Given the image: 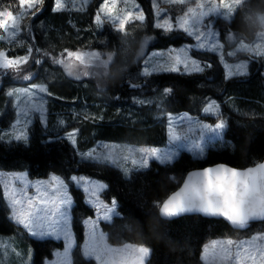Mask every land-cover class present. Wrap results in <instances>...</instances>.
I'll return each instance as SVG.
<instances>
[{"label":"trees","instance_id":"16d2710c","mask_svg":"<svg viewBox=\"0 0 264 264\" xmlns=\"http://www.w3.org/2000/svg\"><path fill=\"white\" fill-rule=\"evenodd\" d=\"M138 1L149 16L148 25L144 28L142 23L132 20L127 37H124L122 32L109 25L101 30L95 24L96 3L86 10L54 11V0H45L44 7L30 23L40 49L49 47L57 54L65 48H110L118 55L112 63L107 88L103 89L95 82L68 77L61 66L48 59L45 61L46 57L39 54L37 59L41 65L36 64L32 70L37 72L34 81L43 80L48 84L50 119L47 126L41 119L36 120L27 144L20 141L7 143L1 138V130L10 125L14 115L9 112L10 97L5 87H1L0 169H27L31 177L57 173L70 178L74 173H85L102 179L108 185L104 191L106 199L115 198L118 202L119 214L102 224L110 242H134L150 247L147 264H206L202 249L209 238L233 235L243 228L236 230L223 219L202 215L166 219L160 214V206L194 168L216 163L247 167L264 159V74L259 66L247 75L228 78L216 53L200 51L196 55L205 65L210 63L204 72H161L141 78L139 82L146 83L144 85L152 90L135 100L138 87L133 86V72L140 70L143 61V57L136 58L135 53L144 35L156 36L151 48L177 45L188 39L184 32L166 34L155 27L151 0ZM9 6L18 11V0H0V9ZM259 12H264V0H247L230 21L218 20L227 48L229 33L244 39L254 36ZM133 28L138 30L133 33ZM133 34L137 41L134 42L135 53L131 54L123 49L122 43L126 38L134 39ZM102 38L105 44L98 41ZM4 48L8 49L7 44L0 42V49ZM24 51L9 49L12 56ZM44 67L50 72H44ZM5 80L6 84L12 83L9 78ZM165 89L171 91L163 97ZM212 99L220 103L228 128L224 137L214 141L204 156L184 150L172 162L152 161L148 168L134 170L127 177L113 165L81 160L78 155V149H88L99 140L163 145L168 139L166 113L187 111L202 115ZM154 100H161V107H157ZM60 115L65 117L66 124L58 123ZM71 127L78 129L77 147L66 137V131ZM72 191L75 197L73 221L78 240L73 251V264H98L81 251L84 228L80 215L93 214L94 210L84 201L81 189L72 186ZM2 213L0 233L14 234L22 230L6 215L5 208L0 210ZM259 224L263 225L264 221L251 223ZM22 243L34 249L32 264H45V258L52 255V250L64 245L62 240H40L29 236Z\"/></svg>","mask_w":264,"mask_h":264},{"label":"rangeland","instance_id":"374dc122","mask_svg":"<svg viewBox=\"0 0 264 264\" xmlns=\"http://www.w3.org/2000/svg\"><path fill=\"white\" fill-rule=\"evenodd\" d=\"M101 0H71V3L68 0H64L65 8L69 10H86L92 4H99ZM197 2H203L207 5L208 0H184V3H174L173 0H151V8L153 15L154 26L157 27L158 23H163L164 20H169L172 24V28H160L164 33L170 34L175 31L184 32L188 39L184 40L182 43L177 45H169L166 47H153L151 44L156 40L154 34H146L141 39L140 46L138 47V52L135 53L134 42L137 41V37L134 35L132 38H126L123 41V49L127 50L128 53L137 54L136 58L143 57L142 65L140 70L133 72V86L138 87L136 89L137 95H135V100L142 95V93H147L152 89L141 84L139 80L141 78H147L150 75L145 76L143 70L145 66H149L150 71L152 69H157L152 71V74H158L161 72H175L168 71L166 69L171 67L173 58L179 54L181 59L187 57L188 59V69L185 70L184 65H177L181 70L178 72L193 74L204 72L210 63L205 65L202 59L199 58L196 54L200 51H208L216 53L219 57L224 69L226 77L231 78L234 76H243L251 72L252 69L261 66L262 73L264 74V56L255 55L252 52H248L242 49V44L249 45L251 47H256L257 45L264 46V33L259 32L257 29L254 36L250 39L239 38L233 33H229V46L226 47V43L221 37L220 24L218 23L219 19H224L220 15L213 14L210 18H204L209 20V26L207 30L204 29L203 25H200V31H206V35L202 38L201 41H197L194 35H191L189 31H185L180 28L178 21L184 17L187 9L189 7L196 8ZM133 3L135 7L133 6ZM45 0L43 4L37 5V8L40 10L44 7ZM55 7V0L54 6ZM5 8V7H3ZM2 8V9H3ZM137 8L143 12L145 19L143 21H137L142 23L145 28L148 25V14L146 13L144 7L138 0H118L117 3V15H122L124 12L132 11L133 14H137ZM0 9V10H2ZM97 9V7H96ZM13 10V9H11ZM39 10V11H40ZM19 11V10H18ZM14 11V14L18 13ZM33 12L36 11V8L32 9ZM198 11H200L198 9ZM207 11V7L203 9ZM38 14V13H37ZM36 14V15H37ZM264 12H259L256 16H260ZM35 15V16H36ZM235 15V14H234ZM28 13L22 21V30L17 37V41L23 42L24 45H34L35 48L40 49L36 45L34 40L33 30L30 23L35 18ZM234 17V16H233ZM232 17V18H233ZM256 17V18H257ZM231 18V19H232ZM230 19V20H231ZM191 23V17H189ZM227 20V21H230ZM256 22V20H255ZM130 23V22H129ZM126 25L125 31L122 32L124 37H127L128 26ZM109 25L115 29V25L105 23L103 27H100L101 30H105V26ZM138 28H133L132 32H136ZM0 35H4L2 30H0ZM215 37V38H214ZM105 39H99L101 43H104ZM17 41H12L10 39H4L3 41L7 44L8 49H0L7 53L10 58L16 56L27 55L26 51L23 54L16 53L15 55H10L9 49L20 51L24 48L20 47V44ZM209 41H213L216 44H219L220 47L215 51L210 50V47L200 48L198 43L208 44ZM105 44V43H104ZM72 51L81 50L85 52H98L101 53V60L107 58L111 55L112 60L107 64V66H100L99 62L93 60L87 66L80 65L78 62L73 68L72 73L69 74L67 69L53 62V57H59L61 52L57 54L52 53L49 50V47L41 48L40 52H33V58L25 65L21 66L19 72L13 69H3L0 70V88L5 87L6 93H9L14 89L23 90L24 88L30 87L32 84L42 85L46 88L45 92L38 93L39 96L43 97V111L41 112L38 109H31L26 106V98L22 95H9L10 97V106L9 112L13 115V118L10 122V125L5 129L1 130V138L7 143H13L15 141H20L25 144L29 143L30 139V130L36 120L39 118L45 126L49 123V109H48V95L49 88L46 81L39 80L34 81L35 75L37 72L32 70L36 67L37 63L33 61L39 57V54L42 53V57L48 59L54 65L61 66L65 74L73 79L78 80H88L89 82H95L99 86H103V89L107 88V80L112 74V63L117 57V51L110 48H85L80 47L79 49H69ZM44 53H49V55H44ZM195 61L196 64L202 69L200 71H195L192 68V61ZM246 64V72L243 74L237 73V65ZM41 65V63H39ZM41 68V66H38ZM38 68V69H40ZM229 71L233 72L232 76H229ZM44 72L49 73V69L44 67ZM87 72V75L84 73ZM6 73V74H5ZM151 74V75H152ZM30 76V79H24V77ZM49 76V75H48ZM9 78L12 80V83H5V79ZM141 81V80H140ZM144 85V86H143ZM163 97L165 93L162 92ZM167 96V94H166ZM142 99V98H140ZM163 99V98H162ZM134 100V101H135ZM145 103L147 98L144 99ZM156 101V100H154ZM33 103L37 101L33 99ZM157 107H161V100H157ZM215 102L218 105V111L213 113H206L203 111L202 115H194L189 112H168L167 115V129H168V139L163 145H152V144H138L131 143L127 141H106L99 140L94 146L85 149L79 150L78 155L81 160H87L97 163H108L119 168L127 177H130L132 172L137 169H146L149 167L152 161H158L160 163H167L174 161L182 151H188L195 156H204L210 147L217 139H222L225 135V132L228 128L226 119L222 115V108L220 103L210 100L209 103ZM142 103V102H141ZM208 103V104H209ZM207 104V105H208ZM207 105L205 107H207ZM23 110V111H22ZM59 124H66L65 117L63 115L58 116ZM223 120L226 123V127L219 131H212L209 127L214 128L216 123H219ZM75 131V142L69 139V133ZM77 127H71L66 131V137L69 141L77 147ZM175 135V139L173 138ZM18 136H24L26 138L17 139ZM155 148L159 153H172L173 158L167 162H161L155 157L145 156V153L141 150H148ZM91 154V155H89ZM109 157L106 159L105 157ZM142 158H147L148 163L144 165L141 161ZM18 174H23L24 179L18 181L15 177ZM52 176H58L64 181V187L61 189L63 193H66L71 200V204L67 205V232L70 234L71 247L69 248V238L63 234V225L64 221L60 216L57 217H48V219L42 222V227L37 228L36 231H43V235H32L28 232L23 225H18L13 216V206L11 204V195L10 193L14 190L16 193V199H22L24 195L34 196L37 194V191L40 193H47L49 197L56 196V188L53 184L50 183ZM72 177H76V180H72ZM82 178V179H81ZM72 186H75L82 190L84 194V201L87 205L93 208V214H82L81 222L84 228V240L81 243V251L85 257L93 258L97 261L98 264H138L135 259V255L132 253L133 248H138L140 246L151 248L139 243L134 242H124V243H112L108 239L107 232L103 229V222H110L113 218L119 214L118 202L115 198L106 199L104 196V191L107 188V182L93 177L85 173H74L70 178H66L63 175L52 173L47 177H31L27 169L20 170H3L0 169V210L5 208L7 210V216L15 222L22 230H18L14 234L0 233V264H32L34 257V249L29 245L26 246L22 241H27L28 236L36 239H55L62 240L64 245L61 248H54L52 250V255L45 258V264H73V251L78 244L77 233L74 227V212L73 208L75 205V197L72 191ZM24 189L21 192V189ZM94 193V194H93ZM115 201V215H111L110 219H105L104 215L107 209L112 207V202ZM23 205L15 206V210H19ZM4 211V210H3ZM43 215V213H40ZM4 214H0L3 216ZM94 225L95 232L97 234V243L99 244V251L92 256L86 255L88 245H89V230L90 227ZM254 237L258 239H253ZM227 240H232L233 245H224L228 249L227 256L221 250L220 245L218 244L215 249L209 248L207 253V258H205V247L210 246L213 241L224 242ZM247 241V243H244ZM67 249V251H66ZM149 254V256H150ZM97 256H100V259H97ZM149 256L144 260V264H147ZM264 256V224L261 225H251L248 224L243 227L242 231H239L233 235L228 236H217L209 238L203 245L202 249V258L206 264H259L260 257Z\"/></svg>","mask_w":264,"mask_h":264},{"label":"snow or ice","instance_id":"6c2138e0","mask_svg":"<svg viewBox=\"0 0 264 264\" xmlns=\"http://www.w3.org/2000/svg\"><path fill=\"white\" fill-rule=\"evenodd\" d=\"M44 0H18V13L14 14L11 10V6L5 7L0 10V30L4 35H0V41L4 39H10L17 41L22 30V21L24 17L31 13L34 17L39 8L37 5L43 4ZM71 3V0H68ZM174 3H184V0H173ZM196 2V0H194ZM117 3L118 0H101L94 13V22L96 25L103 27L107 22L115 25V30L124 32L126 25L132 20L143 21L145 16L142 11L137 8V14H133L132 11L124 12L122 15H117ZM247 3V0H208L207 5L203 2H197L196 8L189 7L184 17H182L177 23L180 28L185 31H189L191 35H194L199 42L207 34L206 31H200V25H203L207 30L209 26V20L204 18H210L211 15L216 14L222 16L225 20H230L239 8ZM133 6L135 7L134 3ZM207 7V11L203 9ZM36 8L33 12L32 9ZM65 8L64 0H55L54 11H61ZM198 9L200 11H198ZM191 17V23L189 20ZM157 27L171 29L172 24L169 20H164L163 23H158ZM215 38V37H214ZM242 39V38H241ZM20 47L24 48L27 55L16 56L10 58L7 53L0 50V70L13 69L17 72L21 70V66L29 62L33 58V52H40V49L35 48L34 45H24L23 42L17 41ZM200 48L210 47V50L215 51L220 47L219 44L209 41L206 45L204 43H198ZM242 49L248 52H252L255 55L264 56V46L257 45L251 47L249 45L242 44ZM49 55V53H44ZM93 60L99 62L100 66H107L112 60V56H107L106 59L101 60V53L98 52H85L81 50H69L65 48L63 52L59 54V57H53V62L64 66L69 74L72 73L73 68L78 62L80 65L87 66ZM34 63H41L39 59H35ZM192 68L195 71L202 70L196 62L193 60ZM183 64L185 70L188 69V59L185 57L181 59V56L177 54L171 63V67L166 69L168 71L178 72L181 69L177 65ZM237 73L243 74L246 72L247 65H237ZM149 66H145L143 74L145 76L151 75ZM6 74V73H5ZM88 73L85 72L84 75ZM229 76L233 75L232 71H229ZM24 79H30V76L24 77ZM46 88L42 85L32 84L30 87L23 90L14 89L9 95H22L26 98V106L31 109H38L43 111V97L38 93L45 92ZM170 89H165V94L170 93ZM33 99L37 102L33 103ZM23 111V110H22ZM206 113H213L218 111V105L215 102L209 103L204 108ZM212 131H219L226 127V123L221 120L216 123L214 128L207 126ZM75 131L69 133V139L75 142ZM26 138L24 136H18L17 139ZM176 138L175 135L173 137ZM145 153V156L155 157L161 162L170 161L173 158L172 153H159L157 149L152 148L148 150H141ZM91 155V154H89ZM108 159L109 157H105ZM144 165H147V158H142L141 161ZM16 180L22 181L24 179L23 174H18L15 177ZM72 180H76V177H72ZM82 179V178H81ZM51 184L56 188V196L49 197L47 193H40L34 196L24 195L22 199H16V193L13 190L11 195V204L13 206V216L11 217L18 225H23L24 228L32 235H43V231H36L37 228L42 227V222L48 217L60 216L63 221V234L69 238V248L71 247L70 234L67 232V205L71 204L70 198L66 193H63L61 189L64 187V181L58 176L51 177ZM24 189H21L23 192ZM94 194V193H93ZM23 205L19 210H15V206ZM115 201L112 202V207L107 209L104 218L110 219L111 215H115ZM160 212L166 217H175L183 213L198 212L209 216H220L227 220L234 226L240 228L245 227L253 219L264 218V163L255 167H250L246 170H238L236 168L228 167L226 165H217L215 167H206L202 171L191 172L187 179L184 181L183 187L179 191L173 193L165 200L160 206ZM40 213H43L41 215ZM253 239H258L254 237ZM97 241V234L95 232L94 225L89 230V245L86 255L92 256L99 251V244ZM232 240L224 242L213 241L210 246L205 247V258L209 248L215 249L219 244L221 250L227 256L228 249L224 245H233ZM244 243H247L245 241ZM67 251V249H66ZM132 253L135 255V259L138 264H144V260L149 256L150 249L140 246L133 248ZM97 256V259H100ZM124 264V262H121ZM259 264H264V256L260 257Z\"/></svg>","mask_w":264,"mask_h":264},{"label":"water","instance_id":"95a60500","mask_svg":"<svg viewBox=\"0 0 264 264\" xmlns=\"http://www.w3.org/2000/svg\"><path fill=\"white\" fill-rule=\"evenodd\" d=\"M262 163H264V159H263L262 161L256 163V164H254V165L247 166V167H236V166L229 165V164H227V163H216V164L209 165V166H206V167H215V166H217V165H221V164H223V165H226V166H228V167L236 168V169H238V170L243 171V170H246V169H248V168H250V167H255V166H257V165H259V164H262ZM206 167H202V168H194V169L190 170V171L186 174V176H185V178H184L182 184H181V185H180L175 191H173L169 196H171L173 193L179 191L180 188L183 187L184 181L187 179L188 175H189L191 172H193V171H202V170H203L204 168H206ZM169 196H168V197H169ZM168 197H167L165 200H167ZM165 200H164V201H165ZM164 201H163V202H164ZM163 202H162V203H163ZM161 205H162V204H161ZM160 214H161V212H160ZM185 215H202V216L207 217V218H215V219H223V220H225L223 217H220V216H209V215H205V214L198 213V212H188V213H183V214H180V215L175 216V217H166V216H163V215L161 214V216H162L163 218H166V219H174V218H177V217H180V216H185ZM225 221L228 222L227 220H225ZM262 221H264V218H257V219H253V220H251V221L249 222V224H251V223H257V222H262ZM228 224H229L232 228H234V229H236V230H239V229H240V227H238V226H234V225H232V224L229 223V222H228Z\"/></svg>","mask_w":264,"mask_h":264},{"label":"clouds","instance_id":"9594fccd","mask_svg":"<svg viewBox=\"0 0 264 264\" xmlns=\"http://www.w3.org/2000/svg\"><path fill=\"white\" fill-rule=\"evenodd\" d=\"M256 23H257L259 32L264 33V14L256 18Z\"/></svg>","mask_w":264,"mask_h":264},{"label":"crops","instance_id":"0c3cea01","mask_svg":"<svg viewBox=\"0 0 264 264\" xmlns=\"http://www.w3.org/2000/svg\"><path fill=\"white\" fill-rule=\"evenodd\" d=\"M183 112H187V111H183Z\"/></svg>","mask_w":264,"mask_h":264}]
</instances>
